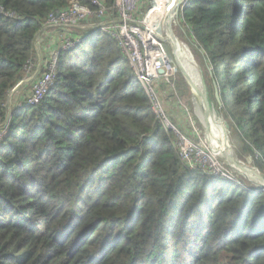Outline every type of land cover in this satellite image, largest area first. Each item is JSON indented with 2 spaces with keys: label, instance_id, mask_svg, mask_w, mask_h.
I'll use <instances>...</instances> for the list:
<instances>
[{
  "label": "trees",
  "instance_id": "obj_1",
  "mask_svg": "<svg viewBox=\"0 0 264 264\" xmlns=\"http://www.w3.org/2000/svg\"><path fill=\"white\" fill-rule=\"evenodd\" d=\"M226 2L187 0L180 23L264 173V0ZM67 6L0 0L17 15L0 12V264H264V190L183 165L109 34L81 31L44 98L7 111L43 20Z\"/></svg>",
  "mask_w": 264,
  "mask_h": 264
},
{
  "label": "built area",
  "instance_id": "obj_2",
  "mask_svg": "<svg viewBox=\"0 0 264 264\" xmlns=\"http://www.w3.org/2000/svg\"><path fill=\"white\" fill-rule=\"evenodd\" d=\"M141 1L114 0L113 6L107 7L102 0H68L66 8L50 12L43 20L40 32L59 29L57 45L43 62L44 66L40 61L35 73L26 81L32 82V93L23 102H19L18 106L25 107L39 103L55 84L60 53L71 50L81 43L87 35L81 31L97 29L109 34L118 43L151 101L157 119L167 126L170 125L154 89L156 81L161 76H166L164 71L160 73L164 66L161 59L150 58L147 42L144 40V34H147L150 42H155L156 31L149 30V28L156 27L157 29V26L151 23L148 16L155 7L156 0H147V6L142 11ZM0 12L9 18L17 17L13 12L4 11L1 7ZM38 72L39 76L36 75ZM4 132L3 130L0 132V137ZM182 140L185 141V139ZM185 144L182 152L186 160L184 165L188 169L233 181L234 176L226 168L213 162L214 156H208L210 160L205 166L196 147L193 144L187 145L186 142Z\"/></svg>",
  "mask_w": 264,
  "mask_h": 264
},
{
  "label": "rangeland",
  "instance_id": "obj_3",
  "mask_svg": "<svg viewBox=\"0 0 264 264\" xmlns=\"http://www.w3.org/2000/svg\"><path fill=\"white\" fill-rule=\"evenodd\" d=\"M163 2L167 4L168 0H164ZM233 3H234V0H227L226 2V4L230 7L233 6ZM184 4H181L178 7V10L174 15L172 14L167 15V16L162 15L163 10H161L160 13L158 14L159 17L162 19H164L165 17V24L167 25V28L170 29L172 37L175 39L173 44L181 45V47L183 48L182 52L184 54L182 55L180 53H175L174 51H171V46H172L171 38H166V44L162 42V40L158 37V34H157V33H160V34L162 33L161 32L162 27H159V29L155 33L156 38H155L154 46L160 47L163 50L166 49L167 53L166 55H164V58L167 60L165 65L169 69V72L165 73L166 76H161V78H159L156 81V83L154 84V89H155L157 99L159 103L161 104L164 110V113L167 116V119L171 126L170 125L167 126L164 122H160L157 119L153 111V114L156 118V122L159 123L163 127V129L166 131V133H168V135H170L173 146L177 151L178 158L183 163V165L185 164L186 160H185V156L183 155L182 149H184L186 145L185 142H186L187 145L193 144L196 147V151L200 154V159L204 161L205 166L208 165L207 161L210 160L208 156L209 155L214 156L213 162L216 164L222 165L224 168H226L227 171H229L234 176L233 181L225 179L229 183L236 182V184L244 185L248 189L261 188L259 187V183H258L259 182L258 175L255 174L254 171L251 170L252 171L251 176L250 174H248L249 177H251L254 180V182H251L249 179H247L246 177H244L243 175L235 171L231 167V165H233L231 162H226L224 160L225 156L221 155V153H224V152L216 150L213 147V144L207 140L205 129L201 125L198 117L194 113V105L192 103L193 97H195L198 102L202 101L203 103L202 107H204V109L201 108V105H198V106L201 109V111H204V114L208 111V108H209L207 104V99L209 98L208 101L214 104L216 111L221 116L222 121L224 123V127L226 129V135L228 136V149L230 148L231 155L234 158H236L238 161H240V163L244 167H247L250 169L253 168L264 176V173L261 172L262 170L259 169L254 164L253 157L247 154L246 152H244V147H243L244 145L236 131V128L235 127L231 128L229 126L228 120L225 118L224 114L221 112V109L219 108L220 106L217 105L216 101H214L215 99H213L212 96L210 95L209 89L211 85L209 84V80L205 73V68L202 63L203 59L198 56L195 50L192 49L191 47L192 42L190 38L187 36L184 27L180 23L179 11L181 10ZM143 9L144 8H142L141 11ZM152 30H155V29H152ZM166 32H167V29H166ZM42 38H43L42 35H38L35 40V54H34L35 59L37 57V54L43 55L44 53L42 49V44H41ZM184 55H186V57L189 60H191L192 68L187 69V67L185 68L182 63L178 62L179 60L177 61L178 59L177 56H180V59H182ZM42 58L44 57L42 56ZM172 60H174L175 62L173 63ZM33 61L34 62H31L27 66L26 77L21 83V85L18 86L20 84L19 83L10 92L9 97H8V102H7V108H8L7 111L12 110L14 107L18 106V103L20 102V100L23 99V98H19L18 95H20L24 90H26V92L29 95L32 93V82L30 81L26 82V81H28L29 77L33 73H35V71L37 70L36 68L37 61L35 60ZM39 72L36 73L37 76H39ZM25 83H28L29 86L28 88L25 87L24 89L22 85ZM151 107H152V110H154L153 105ZM226 123L228 124V126ZM5 127H6V123L4 124L3 128ZM213 133L215 137L217 138L215 132ZM182 139H185V141ZM212 148L214 149V151L216 150L215 152L219 154L220 157L216 156L213 153L214 151L212 150ZM255 177H256L257 182L254 179Z\"/></svg>",
  "mask_w": 264,
  "mask_h": 264
},
{
  "label": "bare ground",
  "instance_id": "obj_4",
  "mask_svg": "<svg viewBox=\"0 0 264 264\" xmlns=\"http://www.w3.org/2000/svg\"><path fill=\"white\" fill-rule=\"evenodd\" d=\"M163 1L164 0H156L155 7L151 10V12L148 16L151 23L152 24L154 23L157 26V29H156V27H151V28H149V30L156 29V30H152V31H157L159 29V27H162V31H161L162 33L161 34L157 33L158 37L162 40V42L164 44H166V38H171V40H172L171 51H174L175 53H180L183 55L184 53L182 52L183 48L181 47V45L173 44L175 39L172 37L170 29L167 28V25L165 24V17H164V19H162L158 15L161 10H163L162 15H165V16L171 15V14L174 15L177 12L179 0H170L169 4H168V2H167V4H165ZM166 29H167V32H166ZM144 36H145L144 40L147 42L148 52H149L150 58L151 59H158V60L161 59L162 64L164 66L163 71L165 73L169 72V69L165 65L167 60L164 58V55H166V53H167L166 49L163 50L160 47L154 46L153 43H155V42H150V38L147 34H144ZM179 51H181V52H179ZM177 57H178L177 61L179 60L178 62L182 63L185 68L186 67H187V69L192 68L191 60H189L186 57V55H184L183 58L181 57L182 59H180V56H177ZM172 62L174 63L175 61L172 60ZM203 93H205V92H203ZM195 96H197V95H195ZM206 99H207V97H206ZM208 99H207V104H208L209 108L205 114H204V111H201V109L198 106V105H201V108L204 109V107H202L203 106L202 101L198 102L195 97H193V101H192V103L194 105V113L198 117L201 125L205 129L207 140L213 144V147L216 150L224 152V153H221V155L225 156L224 160L226 162H231L233 164V165H231L229 163L235 171H237L239 174H241L244 177H246L247 179H249L251 182H254V180L251 177H249V175H248V174H250V176H251L253 170L250 168L244 167L240 163V161H238L236 158H234L231 155L230 148L228 149V136L226 135V129L224 127V123L222 121V118L218 114V112L216 111L214 104L209 102ZM213 132H215L217 138L215 137ZM212 150L214 151L213 148H212ZM215 151L213 153L216 156L220 157V155L217 154ZM240 169L243 171H241ZM255 174H257V173H255ZM258 178H259V182H258L259 187H261L264 184V180L262 178H260V176H258ZM254 179L256 181V177Z\"/></svg>",
  "mask_w": 264,
  "mask_h": 264
},
{
  "label": "crops",
  "instance_id": "obj_5",
  "mask_svg": "<svg viewBox=\"0 0 264 264\" xmlns=\"http://www.w3.org/2000/svg\"><path fill=\"white\" fill-rule=\"evenodd\" d=\"M58 32H60L59 29L52 30V31H42V32H39L38 35H42L43 36L42 43L41 44H42V49H43L44 53H43V55L37 54V57L35 59V61H37V64L40 61H41V63H43L47 59L49 53L56 47L57 42H58V35H59ZM42 56L44 58H42ZM43 66H44V63H43Z\"/></svg>",
  "mask_w": 264,
  "mask_h": 264
},
{
  "label": "water",
  "instance_id": "obj_6",
  "mask_svg": "<svg viewBox=\"0 0 264 264\" xmlns=\"http://www.w3.org/2000/svg\"><path fill=\"white\" fill-rule=\"evenodd\" d=\"M185 1H186V0H179V2H178V7H179L181 4H184ZM178 7H177V10H178ZM162 72H163V70H160V73H162ZM22 82H23V81H22ZM22 82H20V84H19L18 86H20ZM213 86H214V88H215V92H214L215 100H216V102L218 103V105L221 107L222 103H221V100H220V97H219V93H218V90H217L216 83H215L214 81H213ZM226 124H227V123H226ZM227 126H228V124H227ZM252 170H253L255 173H257V175L260 176V178H262V179L264 180V176H263L262 174H260L257 170H255V169H253V168H252ZM261 188L264 189V184L261 186Z\"/></svg>",
  "mask_w": 264,
  "mask_h": 264
}]
</instances>
